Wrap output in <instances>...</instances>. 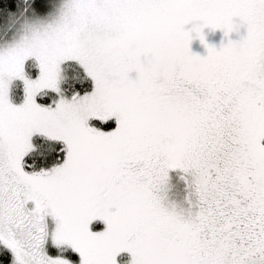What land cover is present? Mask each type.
<instances>
[{"label":"snow or ice","instance_id":"snow-or-ice-1","mask_svg":"<svg viewBox=\"0 0 264 264\" xmlns=\"http://www.w3.org/2000/svg\"><path fill=\"white\" fill-rule=\"evenodd\" d=\"M0 264H264V0H0Z\"/></svg>","mask_w":264,"mask_h":264},{"label":"rangeland","instance_id":"rangeland-1","mask_svg":"<svg viewBox=\"0 0 264 264\" xmlns=\"http://www.w3.org/2000/svg\"><path fill=\"white\" fill-rule=\"evenodd\" d=\"M240 34H243V30L241 29ZM204 35H205V39L206 42L212 45H216L219 46V44L221 43L222 39H224L223 37V33L219 30L216 31H211L209 29H204ZM229 38L236 40L239 38V35L235 32L231 33ZM199 40H194L191 44V50L198 54V47H199Z\"/></svg>","mask_w":264,"mask_h":264},{"label":"trees","instance_id":"trees-1","mask_svg":"<svg viewBox=\"0 0 264 264\" xmlns=\"http://www.w3.org/2000/svg\"><path fill=\"white\" fill-rule=\"evenodd\" d=\"M199 43V47H198V54L200 55V54H202V52L203 51H205L206 52V50H205V48L203 47V45H201V43L200 42H198Z\"/></svg>","mask_w":264,"mask_h":264},{"label":"flooded vegetation","instance_id":"flooded-vegetation-1","mask_svg":"<svg viewBox=\"0 0 264 264\" xmlns=\"http://www.w3.org/2000/svg\"><path fill=\"white\" fill-rule=\"evenodd\" d=\"M205 54H206V52H205V51H203V52H202V54H200V55H205Z\"/></svg>","mask_w":264,"mask_h":264}]
</instances>
